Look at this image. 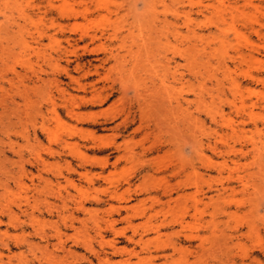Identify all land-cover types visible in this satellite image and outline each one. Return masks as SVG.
<instances>
[{
	"label": "rangeland",
	"instance_id": "obj_1",
	"mask_svg": "<svg viewBox=\"0 0 264 264\" xmlns=\"http://www.w3.org/2000/svg\"><path fill=\"white\" fill-rule=\"evenodd\" d=\"M0 255L264 264V0H0Z\"/></svg>",
	"mask_w": 264,
	"mask_h": 264
},
{
	"label": "bare ground",
	"instance_id": "obj_2",
	"mask_svg": "<svg viewBox=\"0 0 264 264\" xmlns=\"http://www.w3.org/2000/svg\"><path fill=\"white\" fill-rule=\"evenodd\" d=\"M163 95V94H162ZM168 111V110H167ZM22 157V156H21ZM20 205V204H19ZM21 207V206H20ZM11 213V212H10ZM32 214V213H31ZM14 218V217H13ZM17 218V217H16ZM77 219V218H76ZM14 221V220H13ZM52 221V220H51ZM2 222V221H1ZM27 222V221H26ZM19 223V222H18ZM20 224V223H19ZM56 224V223H55ZM55 226V225H54ZM157 228V227H156ZM63 233V232H62ZM40 235V234H39ZM41 237L43 236V235H40ZM26 238V237H25ZM19 239V238H18ZM31 241V240H30ZM111 246V245H110ZM118 250V249H117ZM120 252V251H119ZM53 254V253H52ZM1 256V255H0Z\"/></svg>",
	"mask_w": 264,
	"mask_h": 264
}]
</instances>
